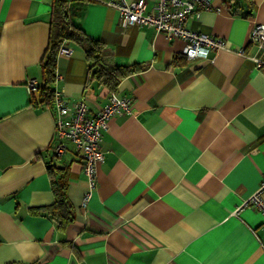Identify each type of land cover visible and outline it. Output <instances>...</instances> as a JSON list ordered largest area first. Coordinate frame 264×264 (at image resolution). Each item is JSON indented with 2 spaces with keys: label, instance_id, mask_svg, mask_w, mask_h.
Listing matches in <instances>:
<instances>
[{
  "label": "crops",
  "instance_id": "0c3cea01",
  "mask_svg": "<svg viewBox=\"0 0 264 264\" xmlns=\"http://www.w3.org/2000/svg\"><path fill=\"white\" fill-rule=\"evenodd\" d=\"M108 1L70 0L71 22L117 65L141 68L110 90L80 45L56 58L54 87L88 116L112 92L132 99L102 132L83 206L82 160L68 140L54 155V109L32 104L27 87L40 80L52 0H0V264H264V213L234 214L264 177V72L240 53L255 50L248 32L264 23V0H210L190 13L187 28L228 44L193 59L181 39L121 24ZM48 163L67 176L73 219L63 228L45 213Z\"/></svg>",
  "mask_w": 264,
  "mask_h": 264
},
{
  "label": "built area",
  "instance_id": "2783aa9c",
  "mask_svg": "<svg viewBox=\"0 0 264 264\" xmlns=\"http://www.w3.org/2000/svg\"><path fill=\"white\" fill-rule=\"evenodd\" d=\"M107 4L115 8L120 17V23L136 26L149 25L169 39H181L185 46L183 53L186 58L208 57L212 51L228 48L227 41L219 36L191 30L186 27L190 13L201 9H210V0H155L152 11H147L145 0H109ZM247 43L255 47L254 51L241 50L240 53L250 59L255 68L264 72V23L255 22L248 32ZM71 48L64 39L58 54L70 55ZM61 75L55 71V82ZM30 91H35L38 82L35 78L27 81ZM54 136L56 142L53 152L56 156L65 149L64 140L70 141L76 153L82 160L83 172L86 176L87 190L82 197L84 206L96 186V166L103 160L99 141L102 132L107 128L108 120L115 116L130 113L132 99L119 96L112 92L108 101L91 116L87 115L84 101L68 102L61 91L54 89ZM252 206L264 213V177L258 188L234 210V214L243 206Z\"/></svg>",
  "mask_w": 264,
  "mask_h": 264
},
{
  "label": "trees",
  "instance_id": "16d2710c",
  "mask_svg": "<svg viewBox=\"0 0 264 264\" xmlns=\"http://www.w3.org/2000/svg\"><path fill=\"white\" fill-rule=\"evenodd\" d=\"M69 1L52 0L48 44L39 63L40 80L36 90L31 91L30 102L34 105L53 107L56 58L59 47L64 39L67 42L78 44L83 48L85 59L90 62L89 73L92 77L100 80L110 90H115L118 81L122 77L141 68L138 64L129 66L117 65L110 57L105 55L103 53L104 45L101 40L89 36L79 26L71 22L68 6ZM247 4L250 7L253 6L251 0H247ZM248 13H251V11ZM34 92L36 95H34ZM54 167L55 165L53 163H48L47 165V170L51 173V187L55 200L46 209L45 213L57 221L59 226L63 228L73 219V214L66 191V172L57 173Z\"/></svg>",
  "mask_w": 264,
  "mask_h": 264
}]
</instances>
